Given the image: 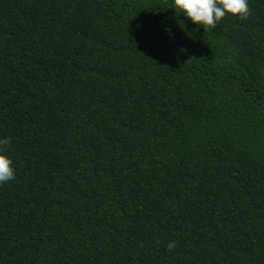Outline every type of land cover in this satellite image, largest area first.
Segmentation results:
<instances>
[{
	"label": "trees",
	"instance_id": "obj_1",
	"mask_svg": "<svg viewBox=\"0 0 264 264\" xmlns=\"http://www.w3.org/2000/svg\"><path fill=\"white\" fill-rule=\"evenodd\" d=\"M170 3L0 0V264H264V0Z\"/></svg>",
	"mask_w": 264,
	"mask_h": 264
},
{
	"label": "clouds",
	"instance_id": "obj_2",
	"mask_svg": "<svg viewBox=\"0 0 264 264\" xmlns=\"http://www.w3.org/2000/svg\"><path fill=\"white\" fill-rule=\"evenodd\" d=\"M170 7L178 17L203 31L214 28L225 17L243 20L249 14L248 0H171ZM9 147L10 140L0 138V185L15 178L12 160L4 154ZM174 246L168 244L169 249Z\"/></svg>",
	"mask_w": 264,
	"mask_h": 264
}]
</instances>
